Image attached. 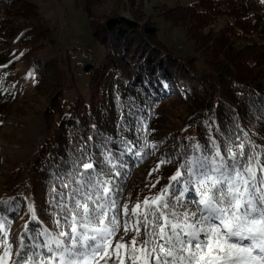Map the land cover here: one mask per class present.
Segmentation results:
<instances>
[{
    "label": "trees",
    "instance_id": "1",
    "mask_svg": "<svg viewBox=\"0 0 264 264\" xmlns=\"http://www.w3.org/2000/svg\"><path fill=\"white\" fill-rule=\"evenodd\" d=\"M107 2L106 9H93L98 14L94 34L106 51L88 73L87 95L77 92L68 103L64 92L72 86L63 59L40 58L53 41L41 6L35 0H0V77H7L15 64L33 60V89L45 87V80L55 95L46 109L47 135L33 166L29 199L19 198L16 207L9 202L0 214V239L13 244V252L21 237L26 248L42 251L33 246L46 242L38 232L58 231L53 220L60 215L59 194L70 190L62 182L89 157L98 172L108 174L104 178L122 189L120 203L130 209L128 189L140 169L171 161L157 171L159 192L181 163L212 154L213 141L222 151L227 141L243 142L246 154H258L264 163V0H197L172 8L129 0L128 15L121 11L123 0ZM223 18L226 23L220 26ZM157 19L184 28L186 40L195 44L193 54L181 58L164 45ZM170 101L190 106L178 122L165 127L163 109ZM15 102L16 88L1 84L0 115L7 114L3 106ZM188 196L197 198L194 186Z\"/></svg>",
    "mask_w": 264,
    "mask_h": 264
},
{
    "label": "snow or ice",
    "instance_id": "2",
    "mask_svg": "<svg viewBox=\"0 0 264 264\" xmlns=\"http://www.w3.org/2000/svg\"><path fill=\"white\" fill-rule=\"evenodd\" d=\"M257 155L246 154L243 142L227 141L222 151L213 141L212 154L181 163L166 186L131 209L120 203L122 189L89 157L62 182L70 190L59 194L58 231L38 232L46 242L33 246L42 251L26 248L21 237L13 252V244L0 239V264L9 258L10 264H264V163ZM170 162L161 159L153 171ZM193 186L196 199L188 196ZM29 211L37 221L35 208Z\"/></svg>",
    "mask_w": 264,
    "mask_h": 264
},
{
    "label": "rangeland",
    "instance_id": "3",
    "mask_svg": "<svg viewBox=\"0 0 264 264\" xmlns=\"http://www.w3.org/2000/svg\"><path fill=\"white\" fill-rule=\"evenodd\" d=\"M35 1L41 6V12L49 21L47 26L53 31L49 38L53 41L42 50L40 58L63 59L61 67L67 75L68 86H72L71 89L65 90L64 99L70 103L77 92L87 95L90 76L85 73L84 68L89 64L92 65L94 60L101 61L106 51V47L94 34V20L98 17L94 11L106 9L107 1L111 0ZM195 1L197 0H150L147 6L165 5L167 8H172L178 4L187 5ZM128 3L129 0H123V8H121L123 14H129L128 8H125ZM87 4L90 7H87ZM1 11L3 7H0ZM149 12L151 13L150 10ZM157 20L160 28L159 37L164 45L181 58L193 54L195 44L186 40L184 28L173 27L162 19ZM225 23L226 19L223 18L220 26ZM33 68V60L19 62L6 72L7 77H0V85L11 83L16 88V102L3 106L7 114L0 115V214L9 202L16 207L21 204L19 198L28 201L37 152L47 135L46 109L55 95L53 88L45 80L43 82L45 87L39 86L37 90L33 89ZM188 106H190L188 102L166 103L163 109L168 116L163 118L165 127L178 122ZM153 169L155 168L151 166L140 169L132 180L128 189L132 206L137 201H143L145 197L158 193V183L154 188L150 187L158 179V173ZM5 201L7 203H4ZM99 264H104V261L101 260ZM108 264H112V261L109 260Z\"/></svg>",
    "mask_w": 264,
    "mask_h": 264
},
{
    "label": "water",
    "instance_id": "4",
    "mask_svg": "<svg viewBox=\"0 0 264 264\" xmlns=\"http://www.w3.org/2000/svg\"><path fill=\"white\" fill-rule=\"evenodd\" d=\"M93 69V65H87L84 69L85 73H89Z\"/></svg>",
    "mask_w": 264,
    "mask_h": 264
}]
</instances>
